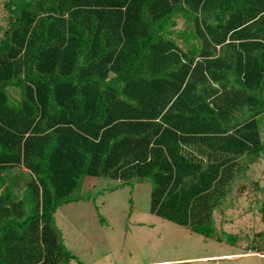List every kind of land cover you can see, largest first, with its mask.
Wrapping results in <instances>:
<instances>
[{"label":"trees","instance_id":"trees-1","mask_svg":"<svg viewBox=\"0 0 264 264\" xmlns=\"http://www.w3.org/2000/svg\"><path fill=\"white\" fill-rule=\"evenodd\" d=\"M0 8V264L74 260L54 214L95 201L89 180L149 183L157 217L264 254V228L223 229L264 173V0ZM252 205L262 225L264 194Z\"/></svg>","mask_w":264,"mask_h":264},{"label":"rangeland","instance_id":"rangeland-1","mask_svg":"<svg viewBox=\"0 0 264 264\" xmlns=\"http://www.w3.org/2000/svg\"><path fill=\"white\" fill-rule=\"evenodd\" d=\"M3 14L5 12L0 8V16ZM176 26V33L177 29L187 27L183 21ZM195 41L193 37L191 43ZM180 44L179 48L184 49ZM260 137L264 138V130L260 131ZM261 168L264 171V166ZM258 177L260 184L256 190L252 187L242 190L241 216L226 215L224 218L223 229L233 230L243 239L245 234L251 235L264 228V221L262 225L261 221L258 225H248L252 217L244 212L248 210L257 217L255 209L258 206L252 205V201L256 197L261 201V194H264V173ZM246 180L250 181V178ZM243 181L241 178L240 182ZM85 184L89 189L87 192L95 195V201L65 204L54 214L63 244L75 256L69 264H164L168 261L175 264L176 260H185L177 264H264V254L259 251H250L246 253L248 256H243L244 249L232 248L224 241L220 245L212 238L192 233L151 213L149 183H136L132 190L122 188L113 192H107L106 183L89 180ZM95 184L97 187L90 189ZM237 188L238 185L233 189V196L237 195ZM237 252L241 257L231 259Z\"/></svg>","mask_w":264,"mask_h":264},{"label":"crops","instance_id":"crops-1","mask_svg":"<svg viewBox=\"0 0 264 264\" xmlns=\"http://www.w3.org/2000/svg\"><path fill=\"white\" fill-rule=\"evenodd\" d=\"M232 256H233V258L235 257L234 255H232ZM205 259H207V258H200L199 260H205ZM213 259L216 260L217 258H212L211 260H213ZM208 260H210V259H208ZM176 261H177V263H178V262H183V261H185V260H182V261H181V260H180V261H179V260H176ZM187 261H189V260H187ZM169 262H170V261L165 262L164 264H170L171 262H170V263H169ZM162 263H163V262H162ZM177 263H175V264H177Z\"/></svg>","mask_w":264,"mask_h":264},{"label":"clouds","instance_id":"clouds-1","mask_svg":"<svg viewBox=\"0 0 264 264\" xmlns=\"http://www.w3.org/2000/svg\"><path fill=\"white\" fill-rule=\"evenodd\" d=\"M248 255V254H247ZM241 255H238L237 257H240Z\"/></svg>","mask_w":264,"mask_h":264}]
</instances>
